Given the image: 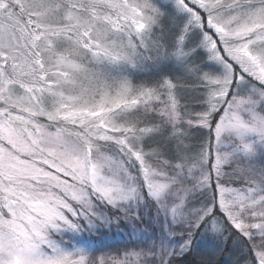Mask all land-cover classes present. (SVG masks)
<instances>
[{
    "label": "snow or ice",
    "instance_id": "snow-or-ice-1",
    "mask_svg": "<svg viewBox=\"0 0 264 264\" xmlns=\"http://www.w3.org/2000/svg\"><path fill=\"white\" fill-rule=\"evenodd\" d=\"M0 264H264V0H0Z\"/></svg>",
    "mask_w": 264,
    "mask_h": 264
}]
</instances>
